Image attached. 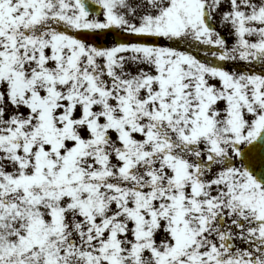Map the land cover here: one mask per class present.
<instances>
[{"label": "snow or ice", "instance_id": "1", "mask_svg": "<svg viewBox=\"0 0 264 264\" xmlns=\"http://www.w3.org/2000/svg\"><path fill=\"white\" fill-rule=\"evenodd\" d=\"M0 264H264V0H0Z\"/></svg>", "mask_w": 264, "mask_h": 264}, {"label": "water", "instance_id": "2", "mask_svg": "<svg viewBox=\"0 0 264 264\" xmlns=\"http://www.w3.org/2000/svg\"><path fill=\"white\" fill-rule=\"evenodd\" d=\"M98 37L100 40H103V36H100V35H96V36H89L88 39L89 40H95V38Z\"/></svg>", "mask_w": 264, "mask_h": 264}, {"label": "rangeland", "instance_id": "3", "mask_svg": "<svg viewBox=\"0 0 264 264\" xmlns=\"http://www.w3.org/2000/svg\"><path fill=\"white\" fill-rule=\"evenodd\" d=\"M106 43L110 42V39L105 40ZM229 42H231V37H229ZM202 55V53H200Z\"/></svg>", "mask_w": 264, "mask_h": 264}]
</instances>
